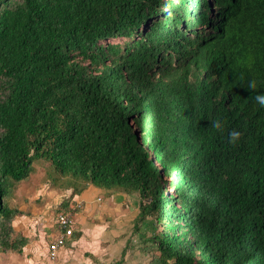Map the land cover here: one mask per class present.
<instances>
[{
    "label": "trees",
    "instance_id": "trees-1",
    "mask_svg": "<svg viewBox=\"0 0 264 264\" xmlns=\"http://www.w3.org/2000/svg\"><path fill=\"white\" fill-rule=\"evenodd\" d=\"M257 92L264 0H0V255L29 243L13 199L43 161L59 212L90 182L138 193L148 264H264Z\"/></svg>",
    "mask_w": 264,
    "mask_h": 264
},
{
    "label": "crops",
    "instance_id": "crops-1",
    "mask_svg": "<svg viewBox=\"0 0 264 264\" xmlns=\"http://www.w3.org/2000/svg\"><path fill=\"white\" fill-rule=\"evenodd\" d=\"M33 174L35 172L28 180L21 182L16 187L14 198L19 200L14 204L25 213L14 220V226L18 232L29 238V243L23 253L30 257L45 258L44 256L49 257V244L58 232L55 223L54 229L49 225V222L53 221V213L50 210L57 208L68 198L72 194V189H67L58 202H55L51 197H55L54 192L47 191V189L43 192L44 195H46L45 193H49V195L41 197L39 194L41 192L39 191L40 185H35L34 188L30 187L31 180L37 183V180L33 179ZM46 176L47 174L44 177ZM46 182L43 186L48 184ZM55 194L60 193L56 192ZM38 201H43L44 204L40 205ZM76 202L82 203V206L75 212L77 223L74 222L76 229L82 231V235L77 240L64 245L55 260H59V264H110L114 260L120 259L125 251L124 264H134L137 258L127 256L129 243L137 238L136 242L140 241L139 243H141L136 248L139 253L145 251L144 249L149 245V242L142 241L140 235L134 232L135 220L140 213L139 194L90 182L81 192L74 194L71 199V207ZM106 210L114 216L112 221L104 220V211ZM117 214L121 216L115 218ZM118 221L119 223H117ZM104 222L108 224H104ZM145 224L147 225L148 222ZM144 225L142 230L147 233L148 229ZM152 227L154 230V224ZM124 234L126 242H123L125 241ZM38 235L40 236L39 240H37ZM47 238H50V241H47ZM137 252L136 254H138ZM147 252L149 255L150 251ZM16 255L17 253H12L8 255V258H4L7 260V264H15ZM148 255L146 257L149 258Z\"/></svg>",
    "mask_w": 264,
    "mask_h": 264
},
{
    "label": "rangeland",
    "instance_id": "rangeland-1",
    "mask_svg": "<svg viewBox=\"0 0 264 264\" xmlns=\"http://www.w3.org/2000/svg\"><path fill=\"white\" fill-rule=\"evenodd\" d=\"M116 41H118L117 39H115L114 40V42H116ZM35 174H33V179L34 180H37V183H35V182H33L32 180L30 181V187L32 188L33 186H35V185H40V190L39 191H41L39 194H40V196L42 197V196H47V195H49V193H45L46 195H44V192L43 191H45V189H47V191H50V192H54V195H55V197H53V196H51L52 198H53V200H55V202H58V201H60L61 199H62V194L63 193H65L66 192V189L67 188H61V186H62V184H61V186L60 187H57V186H59L60 185V182L58 181V183H57V185H56V182L57 181H55L54 179H50V177L48 176H46V177H44L46 174H47V168H46V163L45 162H43V161H40V162H37L36 163V166H35ZM44 174V175H43ZM39 176H41V177H39ZM45 178H47L46 180H45ZM49 179V180H48ZM39 180H40V182H39ZM48 180V182H46ZM73 180H74V178L72 177V176H69V177H67V179L65 180V184L68 182L69 183V185H72V182H73ZM48 183V184H46L45 186H43V184L44 183ZM64 185V184H63ZM52 187H54V188H52ZM34 188V187H33ZM54 190H56V191H54ZM15 191H16V189H15ZM56 192H59L60 194H55ZM57 196V197H56ZM15 200H13V203H17V201L19 200L18 198H14ZM60 199V200H59ZM57 200V201H56ZM43 201H44V199H43ZM43 201H38V203H40V205L41 204H44V203H42ZM39 205V204H38ZM71 205V204H70ZM73 206H75V203L72 205V207L71 206H69V209L68 210H70V211H72V213H73V217H74V222L75 223H77V219H76V216H75V212L79 209V208H76V209H73ZM61 209V204H59L58 205V207L57 208H54L53 210H50V211H52V213H53V221L52 222H49V225L50 226H53V229H54V223H55V220H56V216H57V214H58V212H59V210ZM110 216V217H109ZM121 215L120 214H117L116 216H115V218H118V217H120ZM109 217V218H108ZM114 216L113 215H111L109 212H107V210L106 211H104V220L105 221H108V220H111L112 221V218H113ZM115 218H114V220H115ZM103 220V221H104ZM75 223H74V228H76V226H75ZM117 223H119V221L117 222ZM104 224H108V223H105L104 222ZM150 224V225H149ZM116 225H120V224H116ZM152 221H148V224L146 225H144V227L146 228V229H148L147 230V234L148 235H150V234H152V230H153V227H152ZM55 226H56V223H55ZM57 227V226H56ZM57 231H58V228H57ZM123 238H124V240L125 241H123V242H126L127 240H126V238H125V234L123 235ZM40 239V236L38 235V237H37V240H39ZM129 240H131V239H129ZM47 241H50V238H47ZM133 241V242H132ZM131 241V243H129V246H128V254H127V256H129V258L131 257H135V258H137L136 260H135V262H134V264H148V260L150 259V253H149V255L147 254L148 252L147 251H149V250H152V247H151V245L149 244V245H147V248L146 249H148V250H146V249H144L145 251H143V252H141V253H139V252H137L138 250L136 249L137 247H138V245L139 244H141V243H139L140 241H138V243L136 242L137 241V238H135L134 240H132ZM129 242V241H128ZM124 244V243H123ZM127 244V243H126ZM24 251V250H23ZM136 252L138 253V254H136ZM9 254H12V252L11 253H3V254H1L0 255V264H7V260H5L4 258H8L9 256ZM146 255H148L149 256V258L148 257H146ZM11 256H13V255H11ZM17 258H14L15 260V264H59V260H53V259H51V257H50V255H49V257L48 256H44L45 258H43V257H41V258H36L35 256H33V257H30V256H27L26 254H24L23 252H21V253H17ZM50 258V259H49ZM148 258V259H147Z\"/></svg>",
    "mask_w": 264,
    "mask_h": 264
},
{
    "label": "built area",
    "instance_id": "built-area-1",
    "mask_svg": "<svg viewBox=\"0 0 264 264\" xmlns=\"http://www.w3.org/2000/svg\"><path fill=\"white\" fill-rule=\"evenodd\" d=\"M81 202H76L73 209L80 208ZM58 232L49 244V253L51 259L55 260L60 249L64 246L65 239L69 237L74 230V217L72 211L58 212L55 220Z\"/></svg>",
    "mask_w": 264,
    "mask_h": 264
},
{
    "label": "clouds",
    "instance_id": "clouds-1",
    "mask_svg": "<svg viewBox=\"0 0 264 264\" xmlns=\"http://www.w3.org/2000/svg\"><path fill=\"white\" fill-rule=\"evenodd\" d=\"M248 87H250L251 89H255L257 87L256 82L254 80L250 81ZM255 101H257L259 105L264 106V92H257L255 94ZM212 125L219 130H223L224 127L223 121L221 119L212 121ZM242 135L243 133L240 130L232 129L229 133V140L232 144H236Z\"/></svg>",
    "mask_w": 264,
    "mask_h": 264
}]
</instances>
